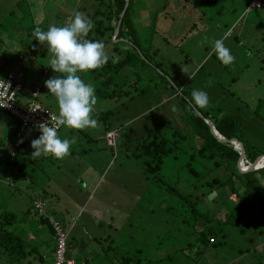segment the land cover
I'll return each instance as SVG.
<instances>
[{
  "label": "trees",
  "instance_id": "1",
  "mask_svg": "<svg viewBox=\"0 0 264 264\" xmlns=\"http://www.w3.org/2000/svg\"><path fill=\"white\" fill-rule=\"evenodd\" d=\"M15 1V8L9 10L3 20L0 19V44L18 40L20 46L23 45L21 49L29 48L34 54L29 53L34 57L32 56L31 60L28 51H20L21 49L13 60L5 59L4 55L0 56V77L9 72H21L24 79L21 82L22 90L18 95L20 105L28 106L34 103L48 109L56 117L58 112L52 105L55 100L53 101V95L48 93L45 81L60 74L54 73L48 66L50 58L40 64L41 76L34 70L32 76H27L25 79L24 73H28L27 64L32 63L33 67L39 68L35 65L36 55L44 60L47 55L46 46L43 48L44 52L37 51L38 42L32 36L34 28L40 27L46 31L50 26H64V22L59 23L58 20L62 16L65 20L69 19L67 12L72 11V8L68 5V9L63 10L62 14L59 13L62 12L60 8L53 10V7L45 5L44 0ZM91 1L93 4L90 13H86L85 16L93 22L94 28L86 38L92 41H102L105 45H112L111 51L114 56L109 55V61L103 67L87 72L86 76L93 80L91 85L95 88L97 100H114L122 105L125 100L133 99V96L141 91L139 77L147 69L144 65H153V68L160 71L161 74H166L160 69L161 64H154L150 55L147 54L152 51V46L142 48L139 43L138 33L133 26L132 14L133 5L137 4L139 0ZM252 2L253 0H250L248 6ZM38 3H41L42 7L41 10L34 11L37 15L39 14L38 19L35 20L36 16L33 10L39 7ZM167 4V0L163 5L160 2L159 8L155 9L154 14L151 15L153 21L158 19L160 12L168 7ZM263 5L264 0H259V5L252 6V8H264ZM76 11L80 12L81 9L73 8V12ZM48 13L50 14L48 15ZM119 21V31L115 36ZM189 29L192 31L193 27H189ZM5 39L8 41L5 42ZM24 41L30 42L31 45L23 44ZM151 43L152 40H149L148 45ZM213 56L212 54L211 57ZM112 57H119L118 63H112ZM14 60H17L16 65L17 63L22 65V69L15 70ZM219 64L223 68L227 67L221 62ZM129 73L133 74L132 79L129 78L131 76ZM158 76L165 87L172 91L174 87L176 88L173 95L169 94L166 99L161 98V103L173 96L179 98L172 104L170 111L175 117L173 123L177 127H174L169 119L162 120L157 126L148 129L146 135L139 141L131 142L133 151L126 154L129 159L140 163L146 179L150 182L146 190L151 193L149 199L152 202V208L150 212L161 211L164 216L165 214L172 216L174 222L184 223L190 228L188 236L193 235V244L194 241L196 243L194 250L196 262L193 259L194 263H197L208 251H224L228 247L229 241L234 243L229 253L237 252L239 258V256L249 253L247 247L239 245L242 244V241L253 247L261 238V242L258 244L260 250L254 249L253 258L245 261V264H264V168L251 172L243 170L238 166L239 151L229 143L219 142L205 123V120H209L220 136L228 141L236 140L242 145L245 153V165H257L264 160V96L256 99L257 102L253 108L247 107L248 104L241 107L235 105L234 108L227 105L221 107L218 103L207 111H202L201 108H197L191 103L190 92L177 93L180 88L168 74V80L162 75L158 74ZM83 77L81 76V78ZM145 79L147 80V78ZM27 80L31 81L32 86L26 93L24 90ZM148 82H151V79H148ZM253 94L252 91L244 94L245 100H248V96H253ZM228 95L236 97L233 93ZM24 98H28L26 102L23 100ZM173 106L177 109L176 111H173ZM5 114L13 120V126L7 130L4 138L0 139V186L6 191V194H0V263L32 264L31 259H37V264H44L46 261L53 264L55 233L46 216L52 218L53 222L58 224L60 222L51 217L46 210V216H38L34 209V202L38 200L35 198L46 196L43 186L40 187L41 182L37 183L36 179L34 181L33 172L34 167L37 170L36 164L48 156L35 159L31 157V153L34 151L31 148V141L38 138L41 133H35L36 138L31 137L26 143L23 142L21 147L16 148V135L20 132V124L8 113ZM100 114L104 133L112 132L115 127H112L108 121L113 110L100 112ZM252 121L254 126L249 129L254 132V135L248 136L249 133H245L244 127L247 122ZM30 127L33 128L32 125ZM59 133L58 135H60ZM125 135L124 137L128 139L129 135ZM90 141L94 140L90 139ZM116 147L117 144L111 149ZM125 151L128 153L127 148ZM18 182L25 183L22 189L17 187ZM35 187L38 188V192ZM32 189L34 193H37L29 198L28 195ZM8 195H10L9 202ZM21 196H23L24 203L23 205L18 204V210L15 211L14 203ZM96 217L99 219V214H96ZM35 219L51 237L43 239L41 245L37 243V239L42 230H40V226L34 225ZM112 225L110 223L108 228H112ZM108 237L109 235H102L92 238V241L97 245H102L103 241L108 243V248L104 249L101 246L99 249L102 258L110 256V251H120L114 247L112 239L108 240ZM33 241L36 242L35 246L32 245ZM41 246L47 247L46 254H42ZM49 246L51 247L48 248ZM186 248L189 249V246ZM228 248L224 252L225 257L228 256ZM68 251L67 258L70 257ZM122 252L125 255H121V260H118L116 264H141L138 258L132 259L127 252L121 249ZM112 254L114 255V252ZM93 257L95 256H92L90 261L85 264H90ZM2 259L5 263L1 261ZM110 259L107 258V261ZM154 259L146 264H162L163 260L164 264H169L166 262L169 257ZM113 260L116 261V259H112V264H114Z\"/></svg>",
  "mask_w": 264,
  "mask_h": 264
},
{
  "label": "rangeland",
  "instance_id": "2",
  "mask_svg": "<svg viewBox=\"0 0 264 264\" xmlns=\"http://www.w3.org/2000/svg\"><path fill=\"white\" fill-rule=\"evenodd\" d=\"M44 1L45 5L50 8L53 7V10L60 8L62 12L59 13L62 14L69 5L72 8V11L67 12L69 17L75 13L73 8H80V12L84 15L90 13L93 4L91 0ZM167 1L168 7L160 12L155 21L151 15L154 14L155 9L159 8L160 2L163 5L166 0H139L132 9L133 26L138 33L140 45L142 48L152 46V51L147 52V54L150 55L154 64H161L159 67L166 75L154 69L153 65H144L147 69L139 77L141 91H138L133 99L128 98L122 105L114 100H97L93 112V118L98 121L97 127L77 132L76 130L70 131L69 128L63 126L59 133L60 138L74 139L75 141L71 145L70 154L62 160L49 155L48 158L38 162L36 164L37 170L35 165L33 166L34 181L36 179L37 183L41 182L40 187L43 186L46 193V196L43 197L45 205L47 203L50 205L48 197L55 195L62 200L64 199L63 203L61 202L62 207H74L75 204H81L84 205V209H87V213L94 211L99 214V219L96 222L100 223V231L103 233L100 236L109 235L108 240L112 239L114 247L120 251H110V256L102 258L99 249L90 248L93 250H87V252L95 256L90 264H112L114 258L116 261L113 260V263L116 264L118 260H121V255H125L124 252L121 253V249L127 252L132 259L138 258L141 264L162 257H169V260L166 261L169 264H197L198 262H200L199 264H245V261L253 258L254 249H259L258 244L261 242V238L253 247L242 241V244L239 245L244 246V248L247 247L249 253L239 256V258L237 252L229 253L234 244L229 241L227 243L229 247H227L228 256L225 257L224 255L227 248L224 251L215 250L217 253L211 249L212 251H208L197 263H194V261L196 262L194 257L196 243L194 241L193 244V235L188 236L190 228L184 223L174 222L172 216L166 214L164 216L161 211L158 213L150 212L152 208V202L149 199L151 193L146 192L150 182L146 179L140 163L129 159L126 154H130L131 150L133 151L131 142L139 141L141 137L146 135L148 129L157 126L162 120L169 119L171 124L177 127L173 123L175 117L170 111L172 104L179 98L173 96L161 103V98L166 99L169 94L173 95L176 88L174 87L172 91V89L165 87L158 74L164 76L166 80L169 79L168 74L182 91L190 92V95L193 90L207 92L209 105L206 108H201L202 111H207L218 103L221 107L227 105L234 108L235 105L241 107L248 104L247 107L253 108L256 105V99L258 97L263 98L264 8H252V6H257L259 0H254L252 6H248L250 0ZM12 2L15 0H0L1 20L13 8ZM38 6L33 12L41 10L42 4L38 3ZM34 15L36 16L35 20L38 19L39 14L34 12ZM68 20L62 16L58 22L66 24ZM189 27H193V30L191 31ZM217 39H222L224 45L230 49L231 54L235 57L234 63L226 68L219 64L221 61L213 52L214 41ZM149 40H152L150 45H148ZM6 41L8 40L5 39ZM25 43L27 46L31 45L30 42L24 41L23 44ZM22 46L18 40L0 44V56L4 55L5 59L13 60L20 51L31 52L29 48L21 49ZM43 48V45L37 44L38 52H44ZM105 50L109 55L114 56L113 51H111L112 45L106 44ZM212 54L213 57H211ZM28 55L31 58L33 56L30 53ZM36 57L35 65L39 68L33 67L31 69L29 67L27 70L29 76H32L34 70L41 76L40 64L42 61L46 62L50 55L47 53L45 60L38 55ZM187 58L189 59L187 60ZM16 62L17 60L13 61L15 68ZM79 74L84 76L82 79L86 83L93 84V80L86 76L87 73ZM129 75H131L129 78L132 79L133 74L129 73ZM148 79H151V82H148ZM251 91L254 93L253 96H248V100H245L244 94ZM177 93L179 94V92ZM229 93L235 94L236 97H230ZM27 99L24 98L23 100L26 102ZM52 100H55L52 105L58 112V105L54 96ZM107 110H113L108 122L115 128L112 129V132L104 133L100 112ZM11 120L9 116L0 112V139H3L8 128L13 126V120ZM253 123L252 121L245 124V133H249L248 136L254 135V132L249 129V127L254 126ZM110 133L113 134L109 135ZM125 134L129 135L128 139L124 137ZM107 136L109 141L106 140ZM31 137H37L32 127L22 131V140L25 143ZM90 139L95 142L90 141ZM113 141L115 145L117 144V149L113 148L112 150L110 144ZM126 148L128 153L125 151ZM245 167L243 170L249 166L246 165ZM24 184L18 182L17 187L22 189ZM5 192L4 188L0 186V194ZM36 193L32 189L28 197H33ZM88 194L91 195V200L88 199L85 203ZM9 197L10 195H8V202ZM18 199L14 203L15 211L18 210V204L23 205L24 203L23 196ZM45 210L47 211V209ZM73 211L72 209H65L63 211L64 218L67 217L66 212L71 214ZM111 216L112 219H110ZM87 219L88 216L84 215L78 223L86 224ZM110 223L113 225L109 229ZM34 225L40 226L36 219ZM39 228L42 232L38 234L37 243L41 245L43 239L51 237L46 229H43L42 226ZM87 229L91 235H94V232L99 234L98 230L93 229L92 224ZM32 243V245H36V242L33 241ZM101 244L91 243L94 247L108 248L107 242L103 241ZM187 246L189 249L186 248ZM41 248L42 254H46L47 247L41 246ZM113 252L115 256L112 254ZM107 258L111 259L107 261ZM1 261L5 263L3 259ZM31 261L32 264L38 262L37 259H31ZM164 262L163 260L161 263L164 264ZM20 263L22 264V262ZM44 264L49 263L46 261Z\"/></svg>",
  "mask_w": 264,
  "mask_h": 264
},
{
  "label": "clouds",
  "instance_id": "3",
  "mask_svg": "<svg viewBox=\"0 0 264 264\" xmlns=\"http://www.w3.org/2000/svg\"><path fill=\"white\" fill-rule=\"evenodd\" d=\"M93 28V22L83 13L76 11L62 27L50 26L46 31L36 27L32 32L34 39L47 48L50 55L48 66L54 73L60 74L45 81L48 93L57 101L58 115L55 117L54 126H49L46 122L38 125L41 135L31 141V148L34 149L31 153L33 159L51 155L62 160L70 154L71 145L75 141L61 139L58 135L60 126L74 130L98 126V121L93 118L97 104L95 88L86 83L79 74L103 67L110 58L102 41L86 38ZM213 52L225 66L235 61L222 39L214 41ZM118 61L119 57H112V63ZM7 87L9 88L8 84ZM177 91L182 92V89ZM191 103L197 108H206L209 105L207 92L193 90ZM6 106L8 103H0V108ZM176 110L173 106V111Z\"/></svg>",
  "mask_w": 264,
  "mask_h": 264
},
{
  "label": "built area",
  "instance_id": "4",
  "mask_svg": "<svg viewBox=\"0 0 264 264\" xmlns=\"http://www.w3.org/2000/svg\"><path fill=\"white\" fill-rule=\"evenodd\" d=\"M30 59L32 60L33 57ZM24 75L21 72H9L5 76L0 77V103H8V106L0 108L3 113H8L11 117L16 119L20 124V132L16 135L15 147H21L23 145L22 131L30 125L33 126L35 133H40L38 125L42 122H46L49 126L56 124L55 116L43 107L37 104L31 103L28 106H22L18 102V95L22 90V83ZM9 85V88L7 87ZM35 96V94H33ZM62 126L59 127L58 133ZM116 132H114L115 134ZM113 133H110L111 135ZM108 135V134H107ZM23 141L20 143L19 141ZM106 140H110L107 136ZM107 141V142H108ZM115 145L114 141L110 144ZM34 209L37 211L38 216H46L45 206L40 201L34 202ZM48 221L52 224V228L55 233V249L53 253V264H75L73 260L67 258V244L68 235L67 232L57 222H53L52 218L46 216Z\"/></svg>",
  "mask_w": 264,
  "mask_h": 264
},
{
  "label": "crops",
  "instance_id": "5",
  "mask_svg": "<svg viewBox=\"0 0 264 264\" xmlns=\"http://www.w3.org/2000/svg\"><path fill=\"white\" fill-rule=\"evenodd\" d=\"M254 2V0H253ZM253 2L249 5L252 6ZM15 2H12V7L15 8ZM259 5V3L257 4V6ZM8 45V44H6ZM21 64L16 65L15 70H19L22 69L21 68ZM28 67H30L31 69L33 68L32 63L27 64V69ZM25 74V79L26 77H30L28 73H24ZM26 83V89L24 91H26V93L30 90L32 83L31 81L27 80ZM5 115V113H3ZM12 121V120H11ZM13 123V122H12ZM9 129V128H8ZM11 180V179H9ZM6 194V192H5ZM49 203L50 205L47 203L45 205L48 213L50 210V216L54 217L55 219H57L60 224L63 226V228L65 229V231L67 232L68 235V247H67V251H68V255L70 256L69 259L73 260L75 264H85V262L90 261L89 259L93 256L91 255L89 252H87V250H93V249H100L99 246H92L91 243L94 242L92 241L93 237H98L100 236L101 233L100 231V225L99 222H96L98 220V218L96 217V214L94 211H91L89 213H87V209H84V205L82 206L75 204L74 207H70L68 206L66 207H62L63 206V202L64 199H60L59 197L55 196V195H51L50 197H48ZM38 199L37 201L42 202L43 204H45V202L43 201V198H35ZM40 199V200H39ZM90 199L91 200V195L88 194V197L85 200V203L87 202V200ZM54 202V204H53ZM62 202V203H61ZM65 209H72L74 210L71 214H68L66 212L67 217L64 218L63 216V211ZM87 215L88 219L85 221L86 224H79L78 221L84 216ZM93 226V229L98 230L99 234L97 235V233L94 232V235L88 231L87 227L89 225ZM96 244V243H95ZM93 248V249H90Z\"/></svg>",
  "mask_w": 264,
  "mask_h": 264
},
{
  "label": "water",
  "instance_id": "6",
  "mask_svg": "<svg viewBox=\"0 0 264 264\" xmlns=\"http://www.w3.org/2000/svg\"><path fill=\"white\" fill-rule=\"evenodd\" d=\"M126 6H127V3H126V5H125V8H126ZM122 15H123V13L121 14V17H122ZM119 25H120V21L118 22V25H117V27H116V30H115V33H114V35L116 36L117 34H118V31H119ZM205 123L208 125V127L210 128V130H211V132H212V134L214 135V137L219 141V142H221V143H229V144H231L233 147H234V145L237 147V148H239V151H240V159H239V163H238V166H240L242 169H243V167L244 168H246L245 166H242V164H244L245 165V163H243V161H244V158H245V155H244V152H243V147H242V145L239 143V142H237L236 140H226L225 138H223L222 136H220L218 133H217V131L215 130V128H214V126H213V124L209 121V120H205ZM262 168H264V165H261L260 167H253V168H249V167H247V169H245L247 172H251V171H256V170H259V169H262Z\"/></svg>",
  "mask_w": 264,
  "mask_h": 264
},
{
  "label": "bare ground",
  "instance_id": "7",
  "mask_svg": "<svg viewBox=\"0 0 264 264\" xmlns=\"http://www.w3.org/2000/svg\"><path fill=\"white\" fill-rule=\"evenodd\" d=\"M234 148L237 150V151H239V148H237L235 145H234ZM243 152H244V150H243ZM239 153H240V151H239ZM244 155H245V153H244ZM243 163H245L244 161H243ZM247 163V162H246ZM244 164H242V166H243ZM248 165V164H247ZM261 165H264V160H262L261 162H259L257 165H248L249 166V168H253V167H260ZM246 171V170H245Z\"/></svg>",
  "mask_w": 264,
  "mask_h": 264
}]
</instances>
